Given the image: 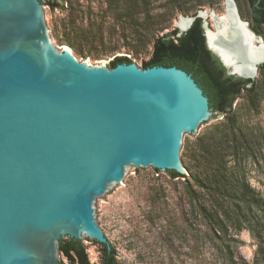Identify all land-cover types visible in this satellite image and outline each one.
Segmentation results:
<instances>
[{
    "label": "water",
    "instance_id": "water-1",
    "mask_svg": "<svg viewBox=\"0 0 264 264\" xmlns=\"http://www.w3.org/2000/svg\"><path fill=\"white\" fill-rule=\"evenodd\" d=\"M229 1L235 22L264 47ZM210 15L182 16L178 36L202 19L227 73L255 80L264 55L250 61L238 45L237 63L228 64L210 45ZM220 114L186 71L92 66L54 48L40 0H0V264H61L64 237L108 243L95 206L111 185L134 166L189 176L183 140Z\"/></svg>",
    "mask_w": 264,
    "mask_h": 264
},
{
    "label": "rangeland",
    "instance_id": "rangeland-1",
    "mask_svg": "<svg viewBox=\"0 0 264 264\" xmlns=\"http://www.w3.org/2000/svg\"><path fill=\"white\" fill-rule=\"evenodd\" d=\"M50 1L59 5L52 9L51 5L43 3L48 37L54 48L70 49L79 61L107 69H111L116 57H128L138 68L144 69L143 63L152 55L153 39L178 29L182 16L214 12L221 18L226 13V0ZM234 1L241 19L250 23L246 0ZM212 19L210 15L206 22L216 31ZM70 23L84 28L88 34V40L83 39L80 44L82 54L64 40L65 26ZM261 38L264 41V29ZM255 81V95L244 90L233 110L238 120L249 128L264 131V76L258 72ZM223 118L221 114L214 116L203 123V128L184 138L180 150L182 163L188 162L186 150L196 146V139ZM262 164L259 156L256 161H249L248 177L255 187L264 181ZM176 183L164 171L134 166L128 170V179L112 184L109 196L95 206L98 226L115 248L119 264H214L215 252L195 243L194 226L184 228L183 188ZM160 209L163 212L160 213ZM239 239L241 243L235 250L238 264H255L256 241L248 231H243ZM82 242L90 263L101 264V246L86 236ZM59 257L62 263L69 264L64 255L59 253Z\"/></svg>",
    "mask_w": 264,
    "mask_h": 264
},
{
    "label": "trees",
    "instance_id": "trees-1",
    "mask_svg": "<svg viewBox=\"0 0 264 264\" xmlns=\"http://www.w3.org/2000/svg\"><path fill=\"white\" fill-rule=\"evenodd\" d=\"M41 1L51 5L52 9L59 6L50 0ZM246 2L250 10V27L261 36L264 0ZM178 34V29H175L153 39L152 55L143 63V68L177 67L186 71L208 97L212 111H220L224 117L222 122L196 139L194 148L186 150L188 162L183 163L189 176L174 170L165 171L171 181L182 185L184 228L194 226L195 243L200 248L209 247L215 252L214 264H238L235 250L241 243L239 236L248 231L257 243L255 264H262L264 181L255 187L249 180L248 167L249 161H256L259 156L263 162L260 168L264 177V131L249 128L238 120L237 112L233 110L244 90L255 95L256 81L227 73L220 59L206 45L202 19L197 18L185 34ZM63 35L71 48L79 54L83 53L80 44L83 39L88 40L84 28L70 23L65 26ZM131 63L133 61L128 57H116L111 62V68ZM259 72L264 76V64ZM94 242L102 248L101 264H119L114 247L109 243ZM59 253L68 259L69 264H91L82 240L62 238Z\"/></svg>",
    "mask_w": 264,
    "mask_h": 264
},
{
    "label": "bare ground",
    "instance_id": "bare-ground-1",
    "mask_svg": "<svg viewBox=\"0 0 264 264\" xmlns=\"http://www.w3.org/2000/svg\"><path fill=\"white\" fill-rule=\"evenodd\" d=\"M232 2L227 0L226 1V13L223 17H219L220 20H222V27L215 25V30L213 32L208 33V38L210 45L213 48L218 49L224 60L230 64V63H237L238 55H239V49L238 45H241L242 48H244V54L246 58H248L250 61L257 60L261 56L264 55V47L262 45H257L253 43V37L252 35L249 34V32L245 29L244 25L246 24H238L235 22V19L233 17V12L229 6H231ZM211 14V13H210ZM212 16L213 22L214 20V15ZM245 22V21H244ZM246 23V22H245ZM178 27L184 29L187 27V22L183 19L178 23ZM221 38L223 41L233 45L235 47L234 52H230L229 49L227 48H221L217 45L216 41ZM257 41H261L260 37L256 38V43ZM69 53L70 49L65 48Z\"/></svg>",
    "mask_w": 264,
    "mask_h": 264
},
{
    "label": "flooded vegetation",
    "instance_id": "flooded-vegetation-1",
    "mask_svg": "<svg viewBox=\"0 0 264 264\" xmlns=\"http://www.w3.org/2000/svg\"><path fill=\"white\" fill-rule=\"evenodd\" d=\"M41 1V0H40ZM42 2V1H41ZM203 29H204V23H203ZM205 32V31H204ZM64 238H68V237H64ZM75 240V239H74ZM61 241V240H60ZM58 250H59V245H58Z\"/></svg>",
    "mask_w": 264,
    "mask_h": 264
}]
</instances>
